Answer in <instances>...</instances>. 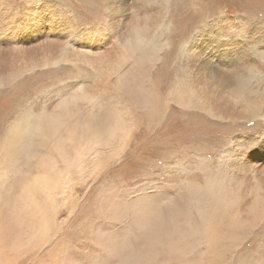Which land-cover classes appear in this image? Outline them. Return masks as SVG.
Wrapping results in <instances>:
<instances>
[{
    "label": "rangeland",
    "instance_id": "rangeland-1",
    "mask_svg": "<svg viewBox=\"0 0 264 264\" xmlns=\"http://www.w3.org/2000/svg\"><path fill=\"white\" fill-rule=\"evenodd\" d=\"M0 33V206L51 191L55 209L40 247H21L28 205L11 222L17 264H264V0H0ZM202 59L246 92L202 78ZM64 106L68 124L38 127ZM45 175L51 190L34 183ZM133 201L155 208L129 235L106 209ZM205 212L218 235L202 236ZM103 234L120 237L117 258Z\"/></svg>",
    "mask_w": 264,
    "mask_h": 264
},
{
    "label": "bare ground",
    "instance_id": "bare-ground-1",
    "mask_svg": "<svg viewBox=\"0 0 264 264\" xmlns=\"http://www.w3.org/2000/svg\"><path fill=\"white\" fill-rule=\"evenodd\" d=\"M2 24V23H1ZM4 25V24H3ZM6 31V30H4ZM1 34V33H0ZM2 35V45L1 47L5 46L6 43H4V40H5V34H1ZM219 44V42H218ZM3 50H6V49H3L1 48L0 49V61L3 60V56L1 55L2 51ZM236 52L234 50H231L226 52V56L228 58H231L229 54H235ZM218 54V53H217ZM245 54V53H244ZM201 55V54H200ZM204 55V54H203ZM246 55V54H245ZM260 56H262V54H259ZM215 56V55H214ZM205 58V57H204ZM232 62L231 64H234L233 66H235L236 64H241L242 60L238 57V55H233L232 56ZM264 59V58H263ZM206 61V59H202V61L200 62V66H199V70L201 71L202 73V78H207L208 79H212L214 81V83L216 84L217 88H220V91H223V92H228L229 90H231V92L233 94H238V93H241L242 91L243 92H246V90L244 89V86L241 88L240 86V78H238L236 75L239 74L240 72H225V69H221L222 65L224 64H214L215 67H208V64L207 66L205 67V70L204 71V66L203 65V62ZM208 63V61H207ZM212 63V62H211ZM217 63V62H216ZM205 64V63H204ZM210 65V64H209ZM253 76L255 77L256 79V83L257 84H260L262 85L264 82H262L261 80L257 79V73H254ZM200 78V77H199ZM259 78V77H258ZM207 80V79H206ZM232 81V83H231ZM206 84V83H205ZM210 86V85H209ZM214 86V84L212 85ZM215 86V87H216ZM214 89V88H213ZM213 91V90H212ZM215 91V90H214ZM203 97L206 95V98L207 99H210V96L206 93L203 92ZM226 95V94H225ZM213 97V95L211 96ZM242 99V102L245 103V100H244V97L242 95L241 97ZM262 100H260L257 96L255 97V100L254 102L255 103H258ZM211 102V101H210ZM264 102V101H263ZM214 103V106L215 105V102L213 101ZM212 107V106H211ZM214 108V107H213ZM212 108V109H213ZM227 108V107H226ZM78 110H81L80 108ZM217 110L215 109V112ZM225 111V110H224ZM228 111V110H226ZM62 113H60L58 116H51V117H48L45 121H36L38 127L44 129V131H46L47 133L53 131L55 128L59 127V126H62V125H65V124H68L70 122V120L72 119V117L75 115V108L72 106L70 109H65V106L62 108ZM214 112V111H213ZM253 112V111H252ZM17 127H20V128H24V129H21L20 133L23 132L24 130L26 129H29V127L27 126V121L24 122V124L21 126L20 123H18ZM34 127V125H33ZM118 128V127H117ZM17 134V133H16ZM116 132L115 130L113 129H107L103 134L102 136L103 137H107L105 141L107 140H111L114 136H115ZM39 135L41 137V134L39 132ZM24 140L19 137V136H13V140H12V146L13 147H22L23 144H24ZM9 145L7 146V149H9ZM58 147V146H57ZM2 148V147H1ZM59 148V147H58ZM3 149V148H2ZM6 149V151H8ZM1 150V149H0ZM5 150V148H4ZM3 150V151H4ZM60 151L61 152H65L64 148L62 145H60ZM5 152V151H4ZM77 152V151H76ZM79 153V152H78ZM77 153H75V155L73 156H77L76 155ZM2 155V154H1ZM81 155V154H80ZM68 155L66 154L65 152V155L64 157H62L63 159H65ZM2 157V156H0ZM2 159V158H1ZM6 159V157H5ZM4 160V157L3 159ZM66 161L67 163L69 164H76L77 162V157H67L66 158ZM4 163V162H3ZM1 164V163H0ZM2 165V164H1ZM0 165V166H1ZM45 165H49L51 166V175L52 173L53 174H56L57 172V168L55 166L54 163H52V161L49 159L47 161H45ZM2 167V166H1ZM5 167V166H4ZM50 171V170H49ZM81 172V171H80ZM43 178V179H42ZM40 181H36L34 180V183L36 185V183H39L40 184V187L41 188H44V189H53L54 186L52 184H50V181H51V176L49 175H45L44 177H42ZM45 179V180H44ZM48 180V181H46ZM50 180V181H49ZM64 180V179H63ZM64 182V181H63ZM3 184H7L6 183H3ZM10 186V185H9ZM217 188L219 189V186H217ZM19 194L22 195L21 192H18ZM26 193V192H24ZM27 193L29 194H26L27 196H16L15 197V210L12 209V212H9L10 209H9V206H8V203L6 202L3 206H0V249L3 248H7L8 250H5V251H10V252H13V256H11L10 254H8L7 256H3L1 257L0 256V264H17L18 263H21L20 260L22 259L20 256H17V251L19 250V248L17 247V243L13 242L15 241L17 238L16 236V231H14L13 227H11V222L12 221H15L17 222L18 224H21L22 222L25 221L26 217V207L25 205H28L30 208L28 210V215L29 216V220H30V225H29V233L27 234V232H25L23 235L25 236L24 238H22L23 242L21 244V247L23 246L26 247V248H33V247H40L42 246V244H46V242H52L54 239H53V236H51L52 238L51 239H47V228L51 227V224H53V216H54V213H55V209L53 208H48L47 207V204L46 202H53V199L52 197H50L52 194H51V191H28ZM220 193H223V192H220ZM37 195H40L41 198L37 197ZM42 195V196H41ZM12 201V200H11ZM2 203V202H1ZM4 203V202H3ZM46 204V206H45ZM52 204V203H51ZM50 204V205H51ZM48 204V206H50ZM54 205H52L51 207H53ZM18 208V210H17ZM238 209V208H237ZM241 210V209H240ZM238 211V210H237ZM53 212V213H52ZM72 212V210H71ZM52 214V215H51ZM230 214V213H229ZM70 215V214H69ZM204 216L207 217H203L204 220H203V237L204 236H212V235H218V230L217 228L213 227V225L211 224V221L210 219L208 220V216H207V212L204 213ZM216 216V215H215ZM239 218V217H238ZM246 218V217H245ZM217 219V217H214L213 220L215 221ZM83 223V222H82ZM60 224L62 225H66V222L63 221L61 222ZM235 224V223H234ZM240 224V223H239ZM245 224V223H244ZM188 225L191 229V232L194 233L195 235H197V232L194 230V224L191 222L190 223V220L188 221ZM230 225V224H229ZM232 225V224H231ZM55 226V225H54ZM58 226V224H57ZM236 227V226H235ZM200 228L197 229V231H199ZM230 229V228H229ZM56 234L55 235H58L60 233H62L61 229H59V227H56ZM64 230V229H63ZM77 230V229H76ZM164 231V230H163ZM174 233H175V230H174ZM221 233V232H220ZM222 234V233H221ZM224 235H230L229 232H225ZM22 237V236H21ZM56 237V236H55ZM181 237V236H180ZM16 238V239H14ZM71 238V237H70ZM14 239V240H13ZM56 239V238H55ZM200 239V238H199ZM198 239V240H199ZM198 240L197 242L195 243L194 246H196V244H198ZM55 241V240H54ZM53 241V242H54ZM7 242L8 245L6 244ZM24 244V245H23ZM55 244V243H53ZM59 245V244H58ZM57 244L56 246L59 247ZM47 246V245H46ZM51 246L53 247L54 245L51 244ZM193 246V247H194ZM55 247V246H54ZM175 247V246H174ZM190 248V250H192V248ZM5 248V249H6ZM63 248V247H62ZM176 248L178 249H181V245H178L176 246ZM183 248V247H182ZM53 248H51L52 250ZM59 249V248H57ZM56 250V249H55ZM53 251V250H52ZM2 252V251H0ZM30 252H34V250H30ZM178 252V251H177ZM53 253V252H52ZM57 253V252H55ZM59 253H64V252H59ZM57 253V254H59ZM61 255V254H59ZM54 256V255H53ZM62 256V255H61ZM209 256V255H208ZM56 258V257H54ZM58 258V257H57ZM61 260V259H60ZM69 260V259H67ZM62 261V260H61ZM142 261V260H141ZM71 262V261H70ZM64 263V262H62ZM133 263V262H132ZM136 263V262H134ZM208 264H214L213 260L211 261V258L209 259V263Z\"/></svg>",
    "mask_w": 264,
    "mask_h": 264
},
{
    "label": "snow or ice",
    "instance_id": "snow-or-ice-1",
    "mask_svg": "<svg viewBox=\"0 0 264 264\" xmlns=\"http://www.w3.org/2000/svg\"><path fill=\"white\" fill-rule=\"evenodd\" d=\"M155 205L149 201H133L118 206H109L106 214L109 219L121 224L129 235L134 234L135 227L153 215ZM104 211V210H102ZM101 246L107 255L115 259L120 255L122 242L120 237L103 234L100 236Z\"/></svg>",
    "mask_w": 264,
    "mask_h": 264
}]
</instances>
